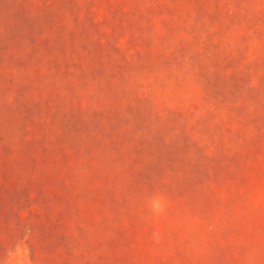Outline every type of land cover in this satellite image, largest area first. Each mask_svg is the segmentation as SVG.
<instances>
[{"label": "rangeland", "instance_id": "rangeland-1", "mask_svg": "<svg viewBox=\"0 0 264 264\" xmlns=\"http://www.w3.org/2000/svg\"><path fill=\"white\" fill-rule=\"evenodd\" d=\"M0 264H264V0H0Z\"/></svg>", "mask_w": 264, "mask_h": 264}]
</instances>
